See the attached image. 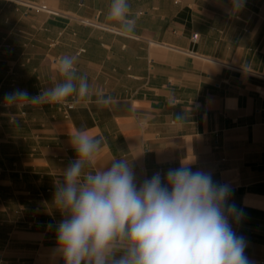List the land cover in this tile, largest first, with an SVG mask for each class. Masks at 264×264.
<instances>
[{
    "label": "crops",
    "instance_id": "obj_1",
    "mask_svg": "<svg viewBox=\"0 0 264 264\" xmlns=\"http://www.w3.org/2000/svg\"><path fill=\"white\" fill-rule=\"evenodd\" d=\"M23 1L50 10L0 0V100L58 82L65 54L78 57L94 93L66 100L70 109L21 103L13 130L0 120V236L14 229L0 237V264H63L53 253L61 216L51 200L78 128L103 137L98 167L141 154L142 180L193 160V171L229 184V203L245 213L233 228L262 264L264 0H245L239 12L231 0H129L130 36L105 20L111 0ZM97 92L112 102L99 105Z\"/></svg>",
    "mask_w": 264,
    "mask_h": 264
},
{
    "label": "clouds",
    "instance_id": "obj_2",
    "mask_svg": "<svg viewBox=\"0 0 264 264\" xmlns=\"http://www.w3.org/2000/svg\"><path fill=\"white\" fill-rule=\"evenodd\" d=\"M244 3L231 0V10L239 12ZM105 20L116 22L122 35L134 34L129 0H111ZM77 63L75 55L61 56L58 82L36 95L16 89L4 102L43 106L90 98L93 86ZM96 97L101 106L112 102L99 92ZM174 120L182 123L185 117ZM68 142L75 156L51 200L61 216L53 253L63 264H254L246 255L247 239L233 228L245 213L229 203L231 186L214 181L211 172L193 171V160L138 180L134 162L141 154L113 157L98 167L103 137L78 128Z\"/></svg>",
    "mask_w": 264,
    "mask_h": 264
},
{
    "label": "rangeland",
    "instance_id": "obj_3",
    "mask_svg": "<svg viewBox=\"0 0 264 264\" xmlns=\"http://www.w3.org/2000/svg\"><path fill=\"white\" fill-rule=\"evenodd\" d=\"M14 2H19V3H25L26 5H28V7H31V8H35V9H41V10H50L48 8V6L46 4H37V3H33V2H24L23 0H12ZM52 11V10H51ZM57 12V11H56ZM55 13V12H54ZM57 59H55L56 61ZM9 89V87H8ZM66 102H72L73 101H66ZM19 104L21 103H18V104H14V105H7L4 100H0V108H2L3 110H0V120L2 119H6L7 122H8V129L9 130H13L14 127H15V121H16V116H15V108L16 106H18ZM23 104H26V103H23ZM62 105V104H61ZM64 105H65V102H64ZM66 107V106H65ZM6 110V111H4ZM6 112H8L7 115ZM12 139L13 140V137L12 138H8V140ZM8 230V233H6L5 235H2L0 237H9L10 234H9V230H14V229H7Z\"/></svg>",
    "mask_w": 264,
    "mask_h": 264
},
{
    "label": "built area",
    "instance_id": "obj_4",
    "mask_svg": "<svg viewBox=\"0 0 264 264\" xmlns=\"http://www.w3.org/2000/svg\"><path fill=\"white\" fill-rule=\"evenodd\" d=\"M198 33H194L193 38H197ZM66 109H70L74 106L72 102H65ZM262 264H264V260L261 261Z\"/></svg>",
    "mask_w": 264,
    "mask_h": 264
}]
</instances>
